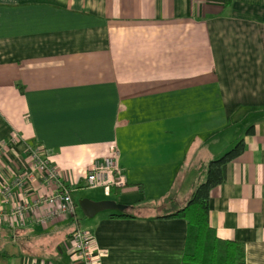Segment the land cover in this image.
I'll use <instances>...</instances> for the list:
<instances>
[{
  "label": "crops",
  "instance_id": "obj_1",
  "mask_svg": "<svg viewBox=\"0 0 264 264\" xmlns=\"http://www.w3.org/2000/svg\"><path fill=\"white\" fill-rule=\"evenodd\" d=\"M239 140L242 154L209 192L208 225L243 245L244 264H264V0H0V190L30 176L0 196V214L55 192L30 167L34 148L74 206L44 227L42 209L1 221L0 264H74L75 230L100 264H180L185 223L160 217ZM110 149L125 187L86 189ZM82 199L125 210L85 218ZM148 208L164 213L131 214Z\"/></svg>",
  "mask_w": 264,
  "mask_h": 264
},
{
  "label": "built area",
  "instance_id": "obj_2",
  "mask_svg": "<svg viewBox=\"0 0 264 264\" xmlns=\"http://www.w3.org/2000/svg\"><path fill=\"white\" fill-rule=\"evenodd\" d=\"M117 152L110 149L109 154L102 159L93 161L84 178L85 188L93 190L99 187L106 189H122L126 185L122 170L117 164ZM30 167L39 174L45 186H51L55 192L49 195L37 197L32 200L20 199L10 206L7 214H0V222L6 221L11 226L13 222L19 225L23 219L37 209H42L34 219L36 225L44 227L47 224L71 217L74 214V206L70 197L69 187H65L58 178L56 171L49 166V161L44 151L34 148L29 152ZM28 174L17 175L10 184L0 190V196L4 201L12 199L15 192H21ZM70 250L74 257V264H100V254L93 251L92 238L87 231L75 230L68 236Z\"/></svg>",
  "mask_w": 264,
  "mask_h": 264
},
{
  "label": "trees",
  "instance_id": "obj_3",
  "mask_svg": "<svg viewBox=\"0 0 264 264\" xmlns=\"http://www.w3.org/2000/svg\"><path fill=\"white\" fill-rule=\"evenodd\" d=\"M243 148V141L239 140L220 157L208 162L203 168L204 180L193 188L186 203L160 217L180 219L185 223L180 264H244L243 245L217 238L208 225L209 192L224 182L226 165L240 156Z\"/></svg>",
  "mask_w": 264,
  "mask_h": 264
},
{
  "label": "water",
  "instance_id": "obj_4",
  "mask_svg": "<svg viewBox=\"0 0 264 264\" xmlns=\"http://www.w3.org/2000/svg\"><path fill=\"white\" fill-rule=\"evenodd\" d=\"M77 205L85 218H91L96 213L102 211H116L121 213L125 210V206L115 204L111 201L92 202L87 199H82L77 202Z\"/></svg>",
  "mask_w": 264,
  "mask_h": 264
},
{
  "label": "rangeland",
  "instance_id": "obj_5",
  "mask_svg": "<svg viewBox=\"0 0 264 264\" xmlns=\"http://www.w3.org/2000/svg\"><path fill=\"white\" fill-rule=\"evenodd\" d=\"M75 201H76V199H75ZM76 208H77V210H76V220H77L79 226L82 227V223L85 221V218H83L79 214V210H78L77 206H76ZM163 213H164V211H161V210H158V209H156L154 211V210L148 208V209H145V210L140 211V212H138V210L137 211L133 210L131 214H133V215H139L140 214V215H144V216H154V215H157V214L162 215Z\"/></svg>",
  "mask_w": 264,
  "mask_h": 264
}]
</instances>
